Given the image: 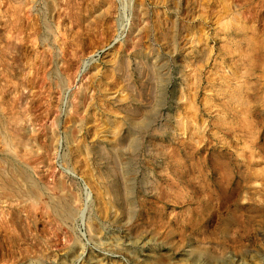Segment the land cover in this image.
I'll list each match as a JSON object with an SVG mask.
<instances>
[{
  "label": "rangeland",
  "instance_id": "374dc122",
  "mask_svg": "<svg viewBox=\"0 0 264 264\" xmlns=\"http://www.w3.org/2000/svg\"><path fill=\"white\" fill-rule=\"evenodd\" d=\"M0 168V264H264V0H0Z\"/></svg>",
  "mask_w": 264,
  "mask_h": 264
},
{
  "label": "bare ground",
  "instance_id": "6f19581e",
  "mask_svg": "<svg viewBox=\"0 0 264 264\" xmlns=\"http://www.w3.org/2000/svg\"><path fill=\"white\" fill-rule=\"evenodd\" d=\"M17 1H18V0H17ZM9 47H10V46H9ZM125 61H126V60H125ZM139 64H140V63H139ZM138 106H139V105H138ZM138 106H137V107H138ZM137 107H135V110L133 109V107H132V109H133L134 111H136V108H137ZM138 109H139V108H138ZM128 112H129V111H128ZM136 112H137V111H136ZM130 113H132V110H131ZM133 114H134V113H133ZM135 114H136V113H135ZM14 115L16 116L17 114H14ZM14 115H13V116H14ZM143 115H145V114H143ZM13 116H11V117H13ZM132 116H133V115H132ZM139 117H140V114H139ZM145 117H146V116H145ZM13 118H15V117H13ZM133 118H134V117H133ZM11 119H12V118H11ZM17 119H18V118H17ZM17 119H15V120H17ZM19 119H20V118H19ZM135 119H136V115H135ZM135 119H134V120H135ZM6 120H7V118H6ZM6 120H5V121H6ZM140 120H141V118H140ZM1 121H4V120H1ZM7 121H9V120H7ZM19 121H20V120H19ZM138 121H139V120H137V122H136V120H135L136 123H138ZM9 122H10V121H9ZM11 122H13V120H12ZM20 122H21V121H20ZM139 122H140V121H139ZM141 122H142V121H141ZM143 122H144V121H143ZM143 122H142V123H143ZM6 123H8V122H6ZM15 123H16V122H15ZM18 123H19V122H18ZM144 123H145V122H144ZM4 124H5V123H4ZM9 124H10V123H9ZM19 124H20V123H19ZM1 125H3V124L1 123ZM6 125H7V124H6ZM17 125H18V124H17ZM22 125H23V124H22ZM5 127H6V126H5ZM10 127H11V126H10ZM13 127H15V126H13ZM19 127H20V126H18V127H16V128H19ZM7 128H8V127H7ZM22 128H24V126H23ZM22 128H21V129H22ZM3 129H4V128H3ZM12 129H14V128H12ZM12 129H11V130H12ZM19 129H20V128H19ZM19 129H18V130H19ZM11 130H10V132H11ZM14 130H15V129H14ZM1 131H2V130H1ZM5 131H6V130L4 129V132H5ZM8 132H9V131H8ZM8 132H6V133L8 134ZM14 132H15V131H14ZM16 132H17V131H16ZM20 132H21V130H20ZM22 132H23V131H22ZM6 133H4V134H6ZM13 134H14V133H13ZM13 134H12V135H13ZM18 134H19V133H18ZM122 134H123V133H122ZM2 135H3V134H2ZM8 135H10V134H8ZM16 135H17V134H16ZM121 136H123V135H121ZM7 137H8V136H7ZM10 138H11V137H10ZM17 138H18V137H17ZM18 139H19V138H18ZM11 140H12V138H11ZM9 141H10V139H9ZM12 141H13V140H12ZM12 141H11V142H12ZM3 142H4V141H3ZM8 143H9V142L7 141V144H8ZM14 145H15V144H14ZM22 145H23V144H22ZM6 147H7V145H6ZM11 147H12V146H11ZM7 149H8V148H7ZM15 149H16V147H15ZM4 150H5V149H4ZM9 150H10V149H9ZM5 153L7 154L8 152H5ZM8 154H11V156H13L12 153H8ZM8 154H7V155H8ZM18 154H20V153L18 152ZM11 156H10V157H11ZM14 157H15V156H14ZM15 158L17 159V155H16ZM21 158H22V157H20V158L18 157V159H21ZM11 159H12V157H11ZM18 159H17V160H18ZM24 159H25V158H24ZM24 159H23V160H24ZM9 160H10V159H9ZM13 160H14V159H13ZM23 160H22V161H23ZM5 161H6V160H4V162H5ZM14 161H15V160H14ZM24 161H25V160H24ZM20 162H21V161L19 160V163H17V164L19 165ZM25 162H26V161H25ZM9 163H10V162H9ZM7 164H8V162H7ZM7 164H6V165H7ZM14 164H15V163H14ZM14 164H13V165H14ZM26 164H28V162L25 163L24 165L26 166ZM9 165H10V164H9ZM9 165H8V166H9ZM11 165H12V164H11ZM13 165H12V166H13ZM18 165H17V166H18ZM28 165H29V164H28ZM17 166H16V167H17ZM20 166H21V165H20ZM26 167H27V166H26ZM26 167H25V168H26ZM29 167H30V166H29ZM2 168H3V167H2ZM20 168H22V166H21ZM0 169H1V168H0ZM13 169H15V168L13 167ZM17 169H18V168H17ZM15 170H16V169H15ZM19 170H20V169H19ZM25 170H26V169H25ZM6 171H7V170H6ZM10 171H11V170H10ZM21 171H22V170H21ZM27 171H28V170H27ZM29 171H30V170H29ZM19 172H20V171H19ZM19 172H17V173H19ZM23 172H24V171H23ZM20 173H21V172H20ZM25 173H26V172H25ZM28 173H30V172H28ZM28 173H27V174H28ZM1 174H2V173H1ZM8 174H9V172H8ZM8 174H7V176H8ZM3 175H5V174L3 173ZM3 175H1V177H2ZM21 175H23V174H21ZM21 175H19V176H21ZM29 175H30V174H29ZM29 175H28V176H29ZM7 176H6V177H7ZM24 176H26V175H23V177H24ZM8 177H9V176H8ZM8 177H7L6 179H8L7 181L9 182V181H10V178H8ZM15 177H16V176H15ZM30 177H32V176H30ZM3 179L5 180V178H3ZM14 179H17V178H14ZM0 180H2V179H0ZM18 180H19V179H18ZM11 181H12V180H11ZM13 181H14V180H13ZM13 181H12L11 183H15L16 180H15L14 182H13ZM19 181L21 182V180H19ZM30 181H31V180H30ZM30 181H28L29 184H30ZM32 181H33V180H32ZM8 182L5 183V184L7 185ZM0 183H3V184H4V182H0ZM9 183H10V182H9ZM21 183H23V182H21ZM24 183H25V182H24ZM31 183H32V182H31ZM5 184H4V185H5ZM32 184H33V183H32ZM1 185H2V184H1ZM10 185H11V184H10ZM14 185H15V184H14ZM22 185H23V184H22ZM22 185H20V186H22ZM7 186H8V185H7ZM12 186H13V184H12ZM15 186H16V185H15ZM15 186H14V187H15ZM17 186H18V185H17ZM17 186H16V187H17ZM30 186H32V185H30ZM14 187H13V188H14ZM16 187L14 188L15 190L19 189V187H18V188H16ZM26 187H27V186H26ZM60 187H61V186H60ZM7 188H9V187H7ZM30 188H31V187H30ZM30 188H29V189H30ZM11 189H12V188H11ZM23 189H24V185H23ZM25 189H27V188H25ZM62 189H63V188H61V190H62ZM68 189H69V188H68ZM69 190H70V189H69ZM23 191H24V190H23ZM32 191H33V190H32ZM62 191H63V190H62ZM70 191H71V190H70ZM8 192H9V190H8ZM8 192H7V193H8ZM10 192H11V191H10ZM18 192H20V191H18ZM18 192H17V193H18ZM1 193H2V192H1ZM7 193H6V194H7ZM11 193H12V192H11ZM26 193H27V191H26ZM68 193H69V192H68ZM70 193H71V192H70ZM12 194H13V193H12ZM3 195H4V194H3ZM3 195H0V197H2ZM15 195H16V194H15ZM17 195H18V194H17ZM20 195H23V192H22ZM20 195H19V196H20ZM64 195H65V194H64ZM66 195H67V194H66ZM69 195H70V194H69ZM54 196H55V195H54ZM50 197H51V196H50ZM50 197H49V198H50ZM52 197H53V196H52ZM70 197L72 198V195H71ZM73 197H75L74 194H73ZM47 198H48V197H47ZM58 198H59V196H58ZM63 198H64V197H63ZM63 198H62V199H63ZM50 199H51V198H50ZM52 199H53V198H52ZM54 199H56V197H55ZM64 199H65V198H64ZM64 199H63V200H64ZM50 201H51V200H50ZM57 201H59V200H57ZM60 201H61V200H60ZM60 201H59V202H60ZM66 201H67V200H65L64 202H66ZM51 202H52V201H51ZM54 202H56V201H54ZM75 202H76V201H75ZM52 203H53V202H52ZM60 203H61V202H60ZM58 204H59V203H58ZM62 204H63V202H62ZM66 204H67V203H66ZM63 205H64V204H63ZM73 205H74V204H73ZM75 205H76V204H75ZM64 206H65V205H64ZM66 206H67V205H66ZM53 207H55V205H54ZM53 207H52V208H53ZM67 207H68V206H67ZM72 207H73V206H72ZM61 208H62V205H61ZM61 208H59V209H61ZM66 209H67V208H66ZM66 209H65V211H66ZM71 209H72V208H71ZM56 210H57V209H56ZM56 210H55V211H56ZM69 210H70V209H69ZM61 211H63V210L61 209ZM57 212H60V211H57ZM57 212H56V213H57ZM66 212H68V210H67ZM62 213H64V212H62ZM57 214L59 215V213H57ZM64 214H65V213H64ZM66 214H68V213H66ZM66 214H65V215H66ZM71 214L74 215L73 211H72ZM60 215H62V214L60 213ZM60 215H59V216H60ZM69 215H70V214H69ZM70 216H71V215H70ZM62 218H63V217H62ZM65 218H66V217H65ZM68 218H69V217H68ZM68 218H67V219H68ZM70 218H72V217H70ZM70 218H69V219H70Z\"/></svg>",
  "mask_w": 264,
  "mask_h": 264
}]
</instances>
